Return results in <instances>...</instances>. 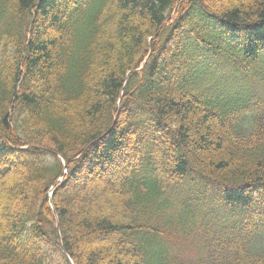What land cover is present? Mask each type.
I'll use <instances>...</instances> for the list:
<instances>
[{
	"label": "trees",
	"instance_id": "1",
	"mask_svg": "<svg viewBox=\"0 0 264 264\" xmlns=\"http://www.w3.org/2000/svg\"><path fill=\"white\" fill-rule=\"evenodd\" d=\"M0 264H264V0H0Z\"/></svg>",
	"mask_w": 264,
	"mask_h": 264
},
{
	"label": "rangeland",
	"instance_id": "2",
	"mask_svg": "<svg viewBox=\"0 0 264 264\" xmlns=\"http://www.w3.org/2000/svg\"><path fill=\"white\" fill-rule=\"evenodd\" d=\"M192 128H189V131L192 132ZM3 187H5V184H3ZM50 194H51V191H50ZM84 198H85L84 203L80 204L78 207L74 206L70 209V213H71L72 217H76L77 215H80L81 213L82 214H89L91 209L92 208L94 209V207L97 205V203L104 205L106 208H108V210H112L111 211L112 214L114 213L113 205L108 198L107 192L103 191V188H100V187L97 188L96 187V189L94 191H92L90 193L88 192L87 194H85ZM74 204L77 205V203H74ZM97 235L95 237L91 236L87 240V243L90 245H96V244H106V243L110 242L108 237H101L100 236L101 238H99V237H97ZM79 254H78V258L80 256Z\"/></svg>",
	"mask_w": 264,
	"mask_h": 264
},
{
	"label": "water",
	"instance_id": "3",
	"mask_svg": "<svg viewBox=\"0 0 264 264\" xmlns=\"http://www.w3.org/2000/svg\"><path fill=\"white\" fill-rule=\"evenodd\" d=\"M50 202H51V199H50Z\"/></svg>",
	"mask_w": 264,
	"mask_h": 264
}]
</instances>
